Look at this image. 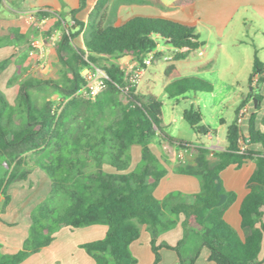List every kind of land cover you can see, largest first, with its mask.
<instances>
[{
	"label": "trees",
	"instance_id": "obj_1",
	"mask_svg": "<svg viewBox=\"0 0 264 264\" xmlns=\"http://www.w3.org/2000/svg\"><path fill=\"white\" fill-rule=\"evenodd\" d=\"M88 1L80 0L79 8L68 13L72 26L59 12L39 10L35 14L40 22L49 20L46 35L62 31L55 44L59 79L30 76L20 81L17 63V73L8 82L9 87L16 82L20 87L15 105L0 91V158L5 169L0 179V194L5 196L2 212L11 201L7 189L14 183L27 181L33 173L29 168L30 155L49 151L50 156L36 162V167L47 174L52 184L47 198L30 215L29 234L22 249L15 254H4L0 244V264L23 263L50 246L62 229L94 225L107 226L106 237L81 247L96 264H136L130 247L139 239L142 226H147L151 234L154 264H160L163 248L175 251L179 264H195L203 249L209 251L208 261L214 264H262L264 133L256 128V113L250 117L247 137L238 120L240 111L250 101L256 111L261 109L264 62L255 54L249 80L251 92L228 127L226 150L213 154L208 148L194 146L165 132L162 103L155 93L136 92L129 87L128 102L121 103L119 94L126 89L127 82L118 64L106 69L109 79L96 99L87 102L77 99L76 94L84 85L82 71L87 67L125 57L141 65L150 53L156 54L160 43L176 51L174 62H178L205 46L195 28L168 19L134 17L121 26H107L110 0H98L84 23L76 16L87 7ZM192 1L183 0L180 4ZM81 35L85 49L75 44ZM13 45L18 49L28 45V35L14 28L7 37L0 38V48ZM33 50L29 43L27 56ZM11 61L0 62V74ZM165 76L173 80L164 89L170 99L182 98L188 93L214 92L212 84L198 77H181L175 64L166 68ZM47 89L68 100L61 112H52L50 104H35L32 91ZM109 112L116 115L112 121H106ZM183 116L196 134L212 133L203 125L204 116L199 109L191 107ZM155 141L159 145L167 142L195 156L192 162L178 163L174 170L197 177L200 193H171L163 201L155 198L154 190L168 173L150 147ZM255 145L262 147L263 152L249 149ZM133 146L141 147L142 159L134 171L124 173L131 166ZM162 159L169 164L164 156ZM251 160L256 169L247 183L249 194L240 209L241 237L225 220L237 195L225 188L221 174L230 166L240 169ZM104 165L117 173L104 172ZM181 216L184 217L183 239L176 247L158 245L160 234L174 228ZM190 244L192 256L186 258L182 251Z\"/></svg>",
	"mask_w": 264,
	"mask_h": 264
},
{
	"label": "crops",
	"instance_id": "obj_2",
	"mask_svg": "<svg viewBox=\"0 0 264 264\" xmlns=\"http://www.w3.org/2000/svg\"><path fill=\"white\" fill-rule=\"evenodd\" d=\"M97 1L89 0L87 7L80 11L76 18L87 23ZM181 1L183 0H110L106 25L121 26L134 17H148L168 19L195 28L200 41L205 43L203 48L193 53L197 54L199 59L192 60V54L187 59L173 62V64L176 65L181 77H198L212 84L214 92L211 94H217L220 91L223 96L234 95L240 98L241 100L234 106L235 120L239 106L251 92L249 80L253 72L255 54L261 59V51L264 50V32L261 28L253 31L248 26L249 22L252 23L254 21L261 22L264 25V0H194L190 3L180 4ZM79 6L80 0H40L39 4L34 3L32 5V9H25L23 5L24 10H12L8 27L19 28L24 33L36 22L35 13L39 10L61 13L64 8L70 12L78 9ZM238 17L242 22V27L239 28V34L235 36L234 40L228 43L232 36L235 35L233 24ZM48 21H43L38 26L43 28V25H47ZM66 21L68 22L69 20ZM6 34H8V31ZM60 34L61 32L58 31L54 41L58 39ZM262 37L263 41L259 40L262 43L258 45L256 39ZM33 42L40 44L37 48H34L32 53L28 54L25 61L22 58V62L17 60L18 57H21V51L17 47L5 46L0 48V62L13 59L0 74V89L7 87L8 82L15 77L17 63L20 64V70L24 72L23 78L35 76L44 79L49 77L57 79L58 76L52 66V63L58 61L55 52L56 42L41 41L40 39L33 40ZM75 44L77 47L85 49L82 35L76 39ZM165 47L170 48L167 45ZM158 49H160V46ZM125 58L128 59L129 57ZM181 63L191 67V72L193 73L184 75L180 67ZM143 78L139 83L138 91L155 93L156 82L153 78V73L150 72V67ZM164 78L165 89L173 80L167 78L165 72ZM141 85L142 88L139 90ZM9 90L11 97L8 101L14 106L20 90L19 84L9 87ZM260 94L264 97V85L260 87ZM182 98L186 99V96ZM245 108L247 113L241 125L244 137L248 136L249 120L253 113H256V128L264 133V98L259 111L255 110L252 101ZM222 124H226V122L222 120ZM181 140L193 143L191 141L192 138L189 137ZM207 140L211 143L208 149L216 152H223L228 146L222 147L220 141L215 138L214 133L208 134ZM150 147L168 171L167 175L154 190V196L157 200L163 201L171 193L186 195L200 193L201 183L197 177L178 174L174 170L178 163L192 162L195 156H184V154L188 155V151L181 150L183 154L181 156H169L170 163L167 164L163 161V156H159L155 152L154 144H151ZM249 149L254 152H263L262 147L257 145L251 146ZM131 150V166L124 173L134 171L142 159L141 147L133 146ZM255 169L256 164L251 160L240 169L236 166H230L221 174L225 188L237 195V200L225 214V220L237 230L241 237H243V232L241 229L240 209L244 199L249 194L247 183ZM103 170L108 174L117 173L109 165H104ZM4 171L3 160L0 158V179L3 177ZM51 185V180L47 174L37 168L33 170L27 181L14 183L7 189V195L11 198V201L4 212H2V208L5 196L0 194V244L2 245V253L15 254L22 249L23 243L29 234L30 215L47 198ZM183 221L184 217H179L178 226L182 225ZM262 222L264 223V216ZM107 232L108 227L105 225H94L73 230L62 229L56 234L55 240L50 246L32 255L21 264H96L95 260L81 246L103 240ZM176 235L180 238V232H177ZM173 240L170 232H165L159 237L158 244L161 245L163 243L175 246L177 243H174L176 241ZM130 250L137 260L136 264H154L155 256L151 246V234L147 226L141 227L140 237L131 244ZM171 252L166 249L161 251L162 260L160 264H179L177 254L176 257H173L169 254ZM183 253L186 257H191L192 247H188ZM209 255V251L203 249L195 264H214L208 261ZM260 259L262 264H264V242Z\"/></svg>",
	"mask_w": 264,
	"mask_h": 264
},
{
	"label": "rangeland",
	"instance_id": "obj_3",
	"mask_svg": "<svg viewBox=\"0 0 264 264\" xmlns=\"http://www.w3.org/2000/svg\"><path fill=\"white\" fill-rule=\"evenodd\" d=\"M34 3L39 4L40 0H31V1L29 0H0V38L7 37L10 33V30L14 29V28L8 27L9 26L8 21L12 15V10L14 11L24 10L23 5L25 6V9H32L31 7L32 5H34ZM68 13H69L68 10H65V8L64 10L61 11V14L65 17V20H69L67 24L69 26H72L73 23H71L72 20L71 18L69 19ZM40 23L42 22L36 20V22L32 24L29 27V29H27L24 32L25 34L28 35V45H25L19 49L21 51L20 52L21 57L20 58L18 57L17 60H20L22 62L23 56H25L24 61L26 60L27 58L26 50H28L29 43L31 44L33 40L40 39L41 41L46 40V41H51V42H57V40L61 36L62 31H60L61 34L59 35L58 39L54 41V37L55 35H57L58 31H54L51 35H46L45 33L47 31V25H43V28H40L38 26ZM233 25L235 28V35L232 36V39H230L228 43L234 40L235 36L239 34L238 33L239 28L242 27V22L239 20V17L237 18V20L234 21ZM248 26H250L249 28L252 29L253 31L260 30L261 28V30L264 32V27H263L264 25L261 22H258V21H254L252 23L249 22ZM7 31H8V34H6ZM259 40L263 41V37L256 39L258 45H261L262 41L260 42ZM159 46H160V49H157L152 65L150 66V72L153 73V78L155 79V82H156L155 94L159 98V101L162 103V112H163V119H164L163 127H164L165 132L169 136L175 137L178 139H187L188 137L192 138L191 141L193 142L194 145L198 147L210 148L211 143L207 140V135L200 136L198 134H195L192 131L191 127L184 120V116H183L184 111L190 109L191 107H194L196 109L201 110L204 116L203 125L208 127L212 131V133L215 134V138L218 139L220 141L221 146L225 148L228 145V142H227L228 127L231 125L235 117L234 106L241 99L234 95L233 96H223V93L221 94L220 91L217 94L189 93L186 95V99L184 98L170 99L164 90V83H165L164 72L169 65L173 64L174 55L176 51L171 47L170 48L165 47L166 45L164 43H160ZM260 57L261 59L264 60V50L261 51ZM191 58L192 60L199 59L197 54H193ZM11 60L13 59L11 58ZM113 64L120 65L125 72L127 87L126 89L121 90V93L119 94V100L121 103L126 104L129 99V87L136 89V92H140L138 91L139 85L135 87L132 84V78L138 67V63L137 61L129 57L128 59L123 58L121 60H114V59L105 60L94 66L106 71V69L111 67ZM52 66L54 67L56 71V75L58 76L57 79H53L52 77H49L47 79H44V78H40V79H44V80H58L59 79L60 77L59 64L57 62L52 63ZM180 67L184 75H191V73H193L191 72V67H189L188 65H185L184 63H181ZM20 73H21V77H20L21 79L23 78L24 72L20 70ZM24 79L25 78H23V80ZM15 84H18V82H16ZM141 88H142V85L139 87V90ZM0 91L7 97L8 100H10L11 92L9 90V86L7 87L5 86V88H1ZM32 96L37 106H43L44 104H50L52 112H61V110L65 107L66 103L68 102L67 99H64V97L59 96L55 91L51 89H47L45 91L33 90ZM76 97L81 102L92 101V99L88 98L86 95H80L77 93ZM108 115L109 116L106 121H112L116 118V115L114 112L113 113L109 112ZM222 120H224L226 124H222ZM153 144H154L155 152H157L159 156H165L169 163H170L169 156H181L183 154V152H181L182 149H180L177 146L171 145L167 142L166 143L163 142L162 145H159V142L155 141ZM210 151L213 154L217 153L214 150H210ZM187 154L188 155L184 154V156H193V154H191L190 152H188ZM49 156H50L49 151L39 152L34 155H30L28 157V161L30 163L29 168H32L33 170L37 169L38 167H36V164H37L36 162L38 161L41 162L43 160L42 159L43 157H49ZM131 159H132V150H131ZM139 164L137 165V167L139 166ZM92 171H93V168L91 167L89 172L91 173ZM165 232H170V236H172V238L174 239L173 241H176L174 243H177V244L184 237V230H183L182 225L178 226L177 224L174 228L168 231H164L163 233ZM177 232H180V238L179 236L176 235ZM163 233H161L160 236ZM157 244H158V241H157ZM177 244L171 247H176ZM161 245H163V243ZM188 247H192V245L190 244L185 249H187ZM163 249H166V248H163ZM163 249H161V251ZM185 249H183V251ZM166 250L174 252V253L171 252L169 254H171V256L173 257H176L177 253L175 251L169 250V249H166ZM183 251H182V254L184 257H186Z\"/></svg>",
	"mask_w": 264,
	"mask_h": 264
},
{
	"label": "built area",
	"instance_id": "obj_4",
	"mask_svg": "<svg viewBox=\"0 0 264 264\" xmlns=\"http://www.w3.org/2000/svg\"><path fill=\"white\" fill-rule=\"evenodd\" d=\"M40 43L32 42L30 45L32 48H37ZM155 53H150L148 57L144 60L143 64L138 65L133 78L132 84L137 87L145 76L148 68L152 65L154 60ZM82 76L84 79V85L81 90L78 92L80 95H86L88 98L94 100L98 95H100L106 88V82L109 77L106 71L92 65L85 68L82 71ZM247 110L243 108L239 114V125H242V122L246 116Z\"/></svg>",
	"mask_w": 264,
	"mask_h": 264
}]
</instances>
